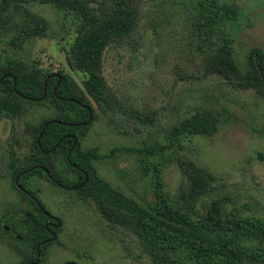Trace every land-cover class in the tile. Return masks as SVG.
Segmentation results:
<instances>
[{
    "label": "rangeland",
    "instance_id": "obj_1",
    "mask_svg": "<svg viewBox=\"0 0 264 264\" xmlns=\"http://www.w3.org/2000/svg\"><path fill=\"white\" fill-rule=\"evenodd\" d=\"M228 1L239 9L230 30L236 61L245 70L251 48L264 49V0ZM139 4L137 30L129 40L111 43L103 55L102 71L120 106L118 125L102 114L93 121L83 147L110 153L117 146L164 144L175 123L197 108L214 109L222 119L214 136L184 138L165 151L167 190L178 195L185 180L182 163L191 160L215 174L218 193L229 198L227 210L237 208L244 215L264 217V97L207 72L196 27L198 0H139ZM25 6L45 17L47 35L29 39L21 51L9 47L12 34L0 35V64L17 56L35 64L47 78L63 72L83 87L86 74L73 69L68 60L77 36V14L40 2ZM25 12L21 7L15 13ZM135 110L145 118L154 111L155 117L145 123L132 115ZM58 115L50 102L24 103L20 117L0 114V264H17L31 254L27 234L8 224L11 217L20 222L23 217L18 212L30 208L18 189L19 176L13 175L12 164L28 151L34 128ZM116 155L96 163L100 176L142 204L152 201L151 170L143 168L137 155ZM34 183L38 202L61 226L41 264H153L136 235L105 219L93 200L66 193L45 178L36 177Z\"/></svg>",
    "mask_w": 264,
    "mask_h": 264
},
{
    "label": "trees",
    "instance_id": "obj_2",
    "mask_svg": "<svg viewBox=\"0 0 264 264\" xmlns=\"http://www.w3.org/2000/svg\"><path fill=\"white\" fill-rule=\"evenodd\" d=\"M32 2L77 14V36L68 60L86 78L83 87L63 72L48 79L35 64L17 56L0 64V114L20 117L24 103L46 102L59 112L56 119L34 128L28 151L12 164L13 175L19 176L22 186L18 189L30 203L29 209L18 212L23 217L20 222L13 217L8 220L13 228L27 234L31 248L29 258L17 264H41L53 243L55 233L50 229H61L59 221L48 224L56 219L45 214V204L41 202L40 208L33 198L40 200L36 177L54 185L57 181L68 187L66 193L93 200L105 219L136 235L153 264H264V217L244 215L237 208L227 210L229 198L218 193L215 174L190 160L182 163L185 180L178 195L167 190L165 151L174 149L184 138L214 136L222 121L214 109L197 108L175 123L164 144L117 146L110 153L83 147L93 121L102 114L109 123L118 125L120 106L103 74V55L111 43H123L137 30L139 0H0V35L12 34L8 45L15 51H21L29 39L47 35L45 17L25 6ZM21 7L25 14H16ZM196 10L207 72L234 80L237 87L254 89L264 97V49L251 48L245 70L235 58L230 26L239 17L238 6L228 0H198ZM132 115L146 123L153 121L155 112L146 118L138 110ZM117 152L137 155L143 168L151 170L155 182L152 201L142 204L100 176L96 163L115 157Z\"/></svg>",
    "mask_w": 264,
    "mask_h": 264
},
{
    "label": "flooded vegetation",
    "instance_id": "obj_3",
    "mask_svg": "<svg viewBox=\"0 0 264 264\" xmlns=\"http://www.w3.org/2000/svg\"><path fill=\"white\" fill-rule=\"evenodd\" d=\"M55 185H59L60 187H62V188H64V189H68V187H65L64 185H62L61 183H59V182H57V181H55ZM33 198L34 199H36V202H37V204H38V206L40 207V208H42V204H40L39 202H38V198H36V197H34L33 196ZM43 211L45 212V214H47L48 216H50V217H52V218H54V219H56V217L52 214V213H50V212H48L47 210H44L43 209ZM56 223H58V220L56 219V222L55 221H53V220H50L49 222H48V224H52V225H55ZM50 231H52V232H54V233H56V232H58V231H54L53 229H50ZM14 235H16L15 234V232H12V236H14ZM20 237V236H19ZM26 242H28V241H26ZM38 263H40V261H37V263H36V261L34 262V264H38ZM71 263H75V262H71ZM31 264H33V263H31ZM75 264H77V263H75Z\"/></svg>",
    "mask_w": 264,
    "mask_h": 264
},
{
    "label": "water",
    "instance_id": "obj_4",
    "mask_svg": "<svg viewBox=\"0 0 264 264\" xmlns=\"http://www.w3.org/2000/svg\"><path fill=\"white\" fill-rule=\"evenodd\" d=\"M51 76H59V75H51ZM51 76H49L48 79H50ZM48 79L46 80L45 85H46ZM1 80H2V79H0V81H1ZM44 97H45V95H44L43 97L39 98L38 100H39V101H40V100H43ZM91 120H92V113H91V115H90L89 122H90ZM76 142H77V141L75 140L74 145L76 144ZM18 185L20 186V188H22V186H21L20 184H18ZM23 190L26 191L25 189H23ZM59 225H60V223H59ZM54 238H55V235H54ZM54 238H53V239H54Z\"/></svg>",
    "mask_w": 264,
    "mask_h": 264
}]
</instances>
